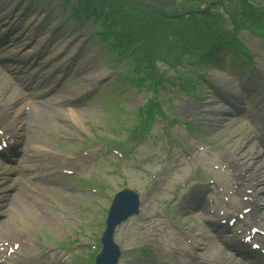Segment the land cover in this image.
<instances>
[{
    "label": "rangeland",
    "instance_id": "rangeland-1",
    "mask_svg": "<svg viewBox=\"0 0 264 264\" xmlns=\"http://www.w3.org/2000/svg\"><path fill=\"white\" fill-rule=\"evenodd\" d=\"M27 0H21L22 3ZM63 0H32L30 7L35 8V12L40 11L41 16H45L49 12L47 17V22L40 23V26L56 24L55 21L67 18L66 22H63L64 27L58 36L54 37V41L49 46L48 51H58L69 39H76L75 44L83 46L80 50L81 58L80 68H74L73 78L68 81V85L72 88L73 92L79 93L77 103L82 105L79 108H75L77 104L67 105L68 103H61L63 106L60 110L73 109L74 111L79 110H93L89 115H83V128L79 126H72L69 124L61 125L54 115L48 114L47 121L51 125H56L54 127H41L39 124L43 121L45 114L39 111H31L27 117V122L30 124V131L33 135H40L41 139L50 142V147L56 150L57 153L64 157H73L75 154H79L78 158L81 160L76 167L73 166L71 169L72 175H65L62 172V167L59 164H53L50 168L55 172L54 180L48 183L46 188H36L38 192H34L30 187L26 188L23 184H20V188L24 191L23 194H28L31 196L29 199L26 195L22 198V203L20 204L16 196L13 206L15 212L18 213V218L23 221V225L19 228V231H10L0 233V249L7 250L12 248L13 245L18 246L17 250H14V259L17 264L28 263L30 260H40L41 257H52L57 259H62L63 264H80L79 262L73 261L71 255L63 252L56 248L57 243H65L69 241L71 245L75 246L84 257H88L89 248L88 245L94 242V240L99 237L103 228L101 226H95V221H103L105 216V211L108 205V199L112 194L124 187L135 188L140 192H143L144 205L142 207L143 212L140 214L138 219L132 220L129 223L124 224L117 230L116 241L124 250H131L137 246L143 245H153L155 242L149 241L151 238H156L159 242H156L157 246L166 250H171L173 253L184 254L187 253L191 255L193 253L192 246L186 244L183 236V228H180L178 233H171L167 231L164 226V218L158 217L164 210L152 195L159 197V193H162L163 184L158 179L159 176V166L158 159L161 151L165 150L164 145L167 143V138L162 130V124L155 123L149 133L146 144L138 146L129 155H118L112 149H108L109 143L112 148H117V143L124 144L126 146V141L128 140L129 132L132 127L138 123L137 120V109L143 105L147 96H145L144 90L141 92L134 89L133 86L121 79H116L111 77L116 69L121 68L122 64L117 63L114 55L111 51H107L103 43L95 36L90 35V32L94 31L96 26L89 21H82L81 23L75 18L70 17L71 11L75 10L79 6V0H66L63 1L65 4L61 3ZM126 4L128 0H121ZM130 1V0H129ZM140 3L145 8L147 3L152 0H132ZM225 1V2H224ZM2 2L7 5L11 4L10 0H2ZM28 3L29 0L27 1ZM227 0H219L217 6L220 9H224L226 6L234 9L239 7L236 3L228 1L230 4L226 3ZM73 8V9H71ZM140 10L141 7H138ZM141 11V10H140ZM222 11V10H220ZM68 15V16H67ZM40 16V17H41ZM57 22V27L61 23ZM256 21L248 22L254 25ZM33 23V25L37 24ZM264 23V22H260ZM31 25V27L33 26ZM256 26L255 28H260ZM40 35V32H39ZM43 37L40 35L39 38ZM244 42V45L250 49L253 54V58L258 54L259 60L255 59V66L258 72L264 74V51L261 48V44L258 43L257 39L253 37L246 31L240 36ZM34 39V38H32ZM45 49L42 51L44 52ZM63 48V53H64ZM70 49L69 51H71ZM67 53L65 52L63 58H56L52 63L62 62L70 64L66 61ZM79 53V55H80ZM100 67L104 71L105 76L100 78L95 85H99L100 89L98 93L91 97L89 100L86 99V93L88 92L87 87L83 82V74L86 65L92 63ZM76 63V62H75ZM205 67V66H204ZM87 69V68H86ZM208 69L207 75L210 78L211 73L221 72L224 76H228L224 69L213 68L212 66L206 67ZM155 74L159 77L161 74L167 79H175L178 72L170 70L168 66L162 63H158L155 67ZM160 72V74H158ZM228 78H230L228 76ZM243 78V76H242ZM240 76L233 77L231 79L232 87L231 92L238 91L233 88V84L239 86V82L242 79ZM9 91L7 92V94ZM200 102L198 107L195 109V113L200 120L207 124V119L209 114H212V96L209 94L208 90L202 88L199 90ZM56 100V99H55ZM172 100L174 105H178L177 100L171 94H163L161 96V102L164 107L168 106ZM54 102V101H53ZM49 103L50 106H54L58 103ZM45 105V104H44ZM47 105V104H46ZM44 106L40 105L39 108L42 110ZM57 108V107H56ZM188 111L195 117V113L191 108H178L177 112L181 116L182 120H189L184 118ZM172 120L174 116L170 115ZM59 117V116H58ZM257 122V120H256ZM59 123V124H58ZM165 125V123L163 122ZM172 127V137L177 143H181L182 134L185 135L181 126L177 123L171 124ZM50 125V126H51ZM199 136L210 141V145L207 147L203 154H198L196 156V165L206 169L207 163L212 158V152L217 151L219 153H229L234 154L238 151H234L235 147L241 144V139L234 140L232 137L235 135L234 126H228V121L224 123L222 127H205L204 125L198 124L194 127ZM244 131L243 128H238V132ZM71 137L72 142L66 141V137ZM93 136L98 137L100 140L93 141ZM66 139V140H65ZM70 139V140H71ZM240 141V142H239ZM93 142V143H92ZM117 142V143H114ZM239 142V143H238ZM104 144L105 149L100 145ZM238 144V145H237ZM162 147V148H160ZM124 149V147H123ZM247 148H243L241 152H244ZM60 152H59V151ZM102 151V152H100ZM150 163L146 164V158L152 157ZM217 156L216 158H218ZM82 159H84L82 161ZM215 158L213 157L210 162ZM139 161H141L140 164ZM244 161V160H242ZM144 162V163H143ZM116 164L119 166L117 167ZM160 164V163H159ZM140 165L145 170H149L148 173H144V170L137 171L136 168ZM161 166V165H160ZM162 172H165L162 170ZM180 174L174 173L172 178L176 180L183 177L186 174L187 168H183ZM206 171H208L206 169ZM169 173V172H168ZM157 176L155 177V175ZM25 176V175H23ZM78 178H83L87 181H93L97 186L104 187L103 191L96 193L95 191H90L77 185ZM211 178V177H208ZM212 180H215V188L221 191L223 194H229L231 192V184L229 183L230 178H223L221 173L212 174ZM149 181V182H148ZM91 185V186H92ZM78 187L82 188L79 189ZM93 187V186H92ZM95 188V187H94ZM33 192L31 193L29 192ZM164 195V193H162ZM18 202V203H17ZM53 220V223L47 224L42 221L41 216ZM174 217L173 215H171ZM8 219L3 218L1 222H6ZM186 227L188 228L186 236L189 235H199L201 233L198 225L196 224V219L192 215L186 217ZM9 222V223H8ZM4 226L10 227V221H8ZM91 222V223H90ZM150 224L152 228L146 227ZM264 226V219H263ZM22 228V229H21ZM175 236V244H170L171 239ZM46 237V238H45ZM20 238L19 240H17ZM149 239V240H148ZM165 242H162V241ZM200 242H203L201 237H199ZM73 241V242H72ZM205 243V242H204ZM215 243V242H214ZM207 243L205 244V250L203 246H199L201 251L199 255L209 256L213 252V246L217 243ZM69 245V244H68ZM150 246L145 248L146 251ZM154 262V257L150 253L149 255ZM149 259V258H148ZM149 259V260H150ZM127 258H124L121 262L126 264Z\"/></svg>",
    "mask_w": 264,
    "mask_h": 264
},
{
    "label": "trees",
    "instance_id": "trees-1",
    "mask_svg": "<svg viewBox=\"0 0 264 264\" xmlns=\"http://www.w3.org/2000/svg\"><path fill=\"white\" fill-rule=\"evenodd\" d=\"M218 1L152 0L146 8L132 0L126 4L121 0H79V4L97 12L94 23L112 32L113 44L140 46L141 63L153 67L165 59L185 56L202 43L198 30L207 27V6Z\"/></svg>",
    "mask_w": 264,
    "mask_h": 264
},
{
    "label": "bare ground",
    "instance_id": "bare-ground-1",
    "mask_svg": "<svg viewBox=\"0 0 264 264\" xmlns=\"http://www.w3.org/2000/svg\"><path fill=\"white\" fill-rule=\"evenodd\" d=\"M27 39V36L21 34L19 36L15 37V45L17 46L21 41L22 44H25L26 42H24ZM43 40L38 41V43H36V45L30 50H26V51H19L18 49L21 46H17L18 48L12 49L10 52V56L6 55H2L0 57V59H7L8 57L10 59H14V58H22V57H26L28 56V54H34V52L32 50L36 49V47L38 45H40L42 43ZM21 44V45H22ZM26 45V44H25ZM22 45V46H25ZM58 54V52H54V53H50V54H46V56L44 57L43 60L40 61L39 65L41 67H43L44 65H46V63H48L50 61V59L54 58L56 55ZM92 64V63H91ZM91 67L87 72L84 73L83 75V82L84 85L87 87V89L91 88L92 86H94L96 84V82L102 78L103 76H105L104 71H102L100 69V67H98L97 65H91L89 66ZM52 69V67H49L46 71H44V74H47L50 70ZM0 72L3 74V77L0 78V111L1 113L6 114V111H9V108L6 107L7 105H9L10 101L17 99V98H25L26 94L24 92H22L19 88V86L17 84H14L6 75L5 72L2 71L0 69ZM223 87H225L226 89L230 88V81L229 79H227L223 74L221 73H212L211 74ZM12 90L14 91L13 93H9L7 95V91ZM78 95H80L79 93H75L73 92L72 88L67 84L63 85V89L59 92V94L55 97V99L53 101L55 102H70L69 104H71L72 102L75 101V99L77 97H79ZM31 99H33L31 97ZM40 104L39 102H37L36 104L33 105L32 110L33 111H39L40 113L45 114V117L43 119V121L39 124V126L45 128V127H54L56 125H51L48 121H47V115L51 114L54 116H59L62 119H69L75 126H79L81 128H83V115H89V113L93 110H79V111H74L71 109H64V110H60L58 108H55L53 106H50L49 103L51 102H47V103H43ZM43 105L44 107L42 108V110L39 108L38 105ZM45 104V105H44ZM47 104V105H46ZM210 105H212L213 109L216 110V105L214 102H210ZM14 119H16V114L18 112L13 111L12 114H14ZM260 119H261V127H262V133L264 136V111L261 113ZM213 122H215L213 120ZM51 125V126H50ZM27 142L25 143V149H24V157L21 158L20 160V166L21 169L24 171L29 172L30 170L33 171L34 169L37 170V172L34 174V176L36 175V177H48L50 174L48 173V166L52 164V162H57V161H61L63 163V166L67 167V161L66 159H57L59 157V155L57 153H55L54 151H52L51 149V145L50 142H48L47 140H43L41 139L40 135H33L32 133H30L29 135L27 134ZM245 152V151H244ZM250 152V151H247ZM242 155H246L248 153H243L241 152ZM254 160L256 159V162H259L258 158L259 155L258 153H255L253 155ZM29 163V165H27ZM42 166H39V165ZM260 166V165H259ZM26 172V173H27ZM45 172H47L46 174H44ZM30 173V172H29ZM43 174V175H42ZM263 183L259 184V188L264 190V181H262ZM0 185L3 186H7L6 184L3 185V182L0 183ZM31 189H33L32 186H29ZM24 192H20L16 194L17 198L20 199L19 203H22V198ZM16 196L13 197L12 201L9 203L5 204V211L3 212L4 215L8 216V220L6 222H0V233H4L7 232L8 230L10 231H19V228L23 225V221H21L20 218H18V213L15 212L16 208H13L14 205H16V202L14 204V200L16 198ZM18 203V202H17ZM41 219L43 222L47 223V224H51L53 223V220H50L48 218H44V216H41ZM10 223L13 224H9L10 227H5L4 225L10 221ZM9 223V222H8ZM22 229V228H21ZM224 254H223V250H221L220 248H215L214 252L209 256L210 260L212 262L217 261L218 259L223 258ZM35 264V263H34Z\"/></svg>",
    "mask_w": 264,
    "mask_h": 264
},
{
    "label": "water",
    "instance_id": "water-1",
    "mask_svg": "<svg viewBox=\"0 0 264 264\" xmlns=\"http://www.w3.org/2000/svg\"><path fill=\"white\" fill-rule=\"evenodd\" d=\"M133 196L128 192H121L116 195L115 200L111 209V216L113 220L117 222V220L124 219L128 214L134 211V205L128 207L130 201L133 202ZM118 216V217H117Z\"/></svg>",
    "mask_w": 264,
    "mask_h": 264
}]
</instances>
